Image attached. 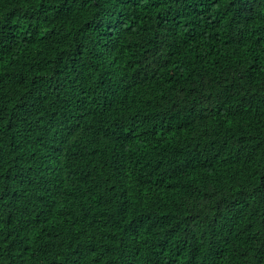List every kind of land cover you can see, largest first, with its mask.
<instances>
[{
    "label": "trees",
    "instance_id": "trees-1",
    "mask_svg": "<svg viewBox=\"0 0 264 264\" xmlns=\"http://www.w3.org/2000/svg\"><path fill=\"white\" fill-rule=\"evenodd\" d=\"M0 264H264V0H0Z\"/></svg>",
    "mask_w": 264,
    "mask_h": 264
}]
</instances>
